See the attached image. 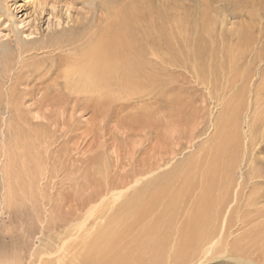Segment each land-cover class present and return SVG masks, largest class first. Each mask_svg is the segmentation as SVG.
<instances>
[{
	"label": "bare ground",
	"instance_id": "1",
	"mask_svg": "<svg viewBox=\"0 0 264 264\" xmlns=\"http://www.w3.org/2000/svg\"><path fill=\"white\" fill-rule=\"evenodd\" d=\"M152 1L102 0L99 19L89 28L57 39L53 46L32 50L53 47L65 53L53 55L50 68L39 63L34 69V74L48 80L58 73L44 98L58 95L51 91L64 85L70 95H85L96 111L125 113L129 135L114 145L117 160L106 152L95 157L91 172L84 174L85 192L77 191L75 195H81L68 214L63 213V198L58 201V212L50 216L53 226L47 231L43 227L37 237L43 249L31 248L38 230L29 225L28 230H21V242L11 251L0 248V264H204L222 260L264 264L261 99L256 100L247 133L238 125L239 114H244L242 93L224 104L220 115L208 124L211 114L205 118L191 96L192 88L165 84L157 72L159 68L167 71L166 66L181 67L191 70L203 84L210 78L218 82L223 61L232 68L244 59L251 44L248 32L238 33L237 53L227 50L222 61L221 49L199 38L197 29L190 41L194 35L185 17L155 19L167 9L153 13ZM202 17V26L213 30L211 16ZM32 51L26 47L22 54ZM163 54L168 58L163 59ZM263 56L260 51L259 59ZM38 83L35 91L40 92L47 82ZM12 87L16 91L17 86ZM2 89L0 84V99ZM3 125L9 131L1 178L5 204L18 208L27 200L34 205L37 194H43L44 143L25 128L20 113L16 124ZM210 126L213 136L191 151ZM25 175L29 182L23 187ZM42 217L39 212L37 223L43 224ZM240 231L234 241L233 235Z\"/></svg>",
	"mask_w": 264,
	"mask_h": 264
},
{
	"label": "rangeland",
	"instance_id": "2",
	"mask_svg": "<svg viewBox=\"0 0 264 264\" xmlns=\"http://www.w3.org/2000/svg\"><path fill=\"white\" fill-rule=\"evenodd\" d=\"M101 2L102 0H0V84L3 88L0 99V248L4 246V249L11 251L14 244L21 242V230H28L29 225L34 224L38 233L31 241V248L43 249V244L37 237L41 236L43 227L47 231L53 226L50 216L55 210L58 212V201L63 198L66 206L63 213L68 214L71 210L69 207L72 208V204L79 200L76 197L81 195H75L77 191H84V174L91 172L95 157L106 152L110 158L117 160L115 149L118 148L114 145L122 144L123 138L129 135L125 113L117 110L96 111L85 95H70L64 85L58 91H51L58 92V95L44 98L47 92L50 93L46 87L54 82L58 73L50 80L47 76L41 77L33 73L37 64L46 63L48 69L54 59L53 55L65 56V53L53 47L38 52L32 50L53 46L62 37L70 33L78 34L81 28H89L99 19L101 13H98V8ZM151 6L155 14L158 12L156 9H167L165 14L160 12L155 19L177 15L180 19L181 16L185 17L192 35L197 29L199 38L216 45L218 51L221 49L223 54L219 51V59L222 61L227 57V50L231 49L233 52L238 33L248 32L251 44L246 47L244 59L235 63L232 68H228L227 61H223L225 68L220 72L218 82H210L216 81L210 78L203 84L191 70L181 67L166 66L167 71L162 68L157 70L165 84L176 83L175 86L190 90L192 88L191 96L197 99L205 118L211 114L208 124L210 119L216 120L224 104L242 93L244 114H239L241 117H238V125L240 128L242 126L241 132L247 133L249 118L258 104L256 100L260 98L259 103L264 106V56L262 60L258 57L260 51L264 52V0H153ZM202 14L210 15L212 21H215L212 23L213 30L209 29L207 22L209 31L202 26ZM194 37L195 35L189 36L190 41ZM26 47H30L32 52L22 54ZM234 52L237 53L236 50ZM162 58L167 59L168 56L163 54ZM229 69H232L231 72ZM61 70L64 69H60V72ZM42 80L47 82L46 86L40 92L35 91L40 84L38 82ZM12 86H17L16 91ZM12 95L15 96L13 103L10 102ZM19 113L26 120L25 128L43 141L42 155L45 158L42 159L47 163L44 162V177L40 182L42 187L39 185L43 194H37V202L33 205L26 200L18 208H9L5 204L6 192L1 179L7 162L4 150L9 135L8 127L3 124H16ZM163 115L160 114V118H164ZM214 132L210 126L191 151L196 152L199 145L212 137ZM188 155L187 153L178 159L182 160ZM238 175L240 182L242 172ZM28 182V175H25L21 185L28 186ZM147 182L139 187L145 186ZM39 212L42 213L43 224L37 223ZM242 232H235L234 241ZM210 262L204 264H231L224 260Z\"/></svg>",
	"mask_w": 264,
	"mask_h": 264
}]
</instances>
